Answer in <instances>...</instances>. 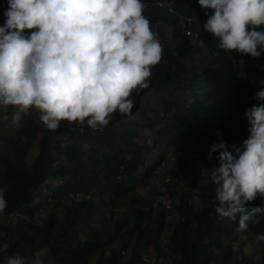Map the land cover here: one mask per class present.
I'll use <instances>...</instances> for the list:
<instances>
[{
  "label": "trees",
  "instance_id": "trees-1",
  "mask_svg": "<svg viewBox=\"0 0 264 264\" xmlns=\"http://www.w3.org/2000/svg\"><path fill=\"white\" fill-rule=\"evenodd\" d=\"M154 1L142 0L148 4ZM169 1L174 13L161 7L144 8V15L151 23L168 20L159 29L162 59L151 69L149 87L139 90L138 94L132 93L134 107L130 118L114 112L103 131L68 121H61L57 130L50 131L40 122L39 111L33 108L27 127L11 139L12 150L3 157L5 170L0 177L7 201L2 213L26 214L30 210L28 216L32 217L45 188L48 192L45 202H49V196L51 201L61 204L62 217L56 225L51 216L40 224L16 220L13 225H0L5 253L9 256L19 254L26 259V264H33L31 259L45 245L49 256L41 264H146L140 239L143 233L151 231L150 218L144 222L147 212L139 205L134 206L129 197L133 207L123 203L124 212L105 239L97 236L76 245L72 239L77 223L95 213L98 204L107 197L115 201L122 196L129 179L149 160L150 144L143 129L154 133L153 141L160 148L159 160L151 162L143 177L151 175L161 162L173 155L177 169L175 180L185 187L177 205L178 219L170 229L177 253L173 264L232 263L223 239L241 230L239 214L236 219H227L215 212V186L209 175L218 165L219 153L213 152L211 160L206 157L214 143L223 141L229 148L240 147L248 138L244 113L257 103L255 93L264 87L261 84L264 53L258 58L244 59L237 71V67L220 57L224 50L218 47V40L203 29L208 16L199 7L198 0ZM6 9V0H0V27L4 24ZM201 44L208 53L218 47L217 58L205 57ZM35 136L39 137L38 155L26 167L23 154ZM185 150L186 157L181 155ZM195 188L199 189L202 202L199 208L192 203ZM165 192L171 195L167 198L174 200L172 190ZM159 204L166 208L164 202ZM262 206L264 198L258 197L247 209ZM126 209L133 216L129 217ZM160 215L162 220L156 232L165 226V216ZM254 219L255 222L248 221L244 231L250 242L260 246V264H264V242L255 240L257 235L264 234V216L257 214ZM130 223L137 231L136 243L123 259L124 247L110 244ZM155 245L158 246L156 242ZM238 261L235 257L233 263H243Z\"/></svg>",
  "mask_w": 264,
  "mask_h": 264
},
{
  "label": "clouds",
  "instance_id": "clouds-1",
  "mask_svg": "<svg viewBox=\"0 0 264 264\" xmlns=\"http://www.w3.org/2000/svg\"><path fill=\"white\" fill-rule=\"evenodd\" d=\"M6 3L0 27V108L4 109L0 119H9L11 106V124L19 128L34 108L50 131L57 130L61 121L103 131L114 112L130 118L132 93L149 87L151 69L163 55L159 29L153 25L162 27L168 20L151 23L144 8L175 12L169 0ZM198 5L208 16L203 29L224 50L222 59L238 68V53L252 58L264 53V0H198ZM200 46L205 57L217 58L218 47L208 53ZM254 99L257 103L244 113L248 138L240 147L214 143L206 157L211 160L213 152L219 153L210 175L215 212L227 219L239 214L241 230L247 229L248 221L255 222L257 214L264 216V206L247 209L258 197L264 198V87ZM4 192L0 187V213L7 206ZM255 240L264 242V234ZM5 264H26V259L16 254Z\"/></svg>",
  "mask_w": 264,
  "mask_h": 264
},
{
  "label": "rangeland",
  "instance_id": "rangeland-1",
  "mask_svg": "<svg viewBox=\"0 0 264 264\" xmlns=\"http://www.w3.org/2000/svg\"><path fill=\"white\" fill-rule=\"evenodd\" d=\"M154 28L160 29V25H153ZM239 61H245L244 59H248V55L239 54ZM238 67L237 70L239 71ZM14 109L9 106L7 109V114L9 119L7 121L0 119V177L5 170V163L3 161V157L6 156V152L12 150L11 139L16 136V134L22 132L27 127V122H29L32 109L29 110L28 114L24 115L23 120L21 121V126L19 128L14 127L11 124V113ZM4 114V109L0 108V116ZM145 131V132H143ZM144 136H147V142L150 144V158L140 169L136 176H132L129 179L127 189L124 191L123 195L120 196L115 201H112L109 197H107L103 202L101 201L98 204L96 212L89 215L88 218L80 221L76 225V229L72 233L73 244H77L83 242L85 240L93 239L97 236H100L101 239H105L111 232L113 231L114 222L118 221L121 217V213L124 212L122 207L126 204V206L131 207V202L134 201V206H141L147 212V218L144 219V222L150 218L148 224L151 227V231H147L143 233L140 239V249L141 255L146 264H173V260L177 257V253L175 252V244L174 240H172L171 226L175 224L178 219L179 213L177 210V205L179 203V197L182 191L185 189L184 186L181 185L176 179V158L173 157L172 152L171 158L166 162L163 161L164 167L160 169H156V171L151 175H148L146 178L143 177L146 172V168L151 164L152 161H158L160 156V148L153 141L154 133L149 130H143ZM17 135V136H18ZM38 140L39 137L35 136L32 138V143L29 144L25 148V153L23 154L24 165L28 167L31 162L38 155ZM191 144V143H190ZM183 148V147H182ZM188 152L185 150L182 152V156H185ZM194 165V164H191ZM210 176V175H209ZM207 179V176H206ZM166 184H164V183ZM167 186V188H165ZM172 190L174 192V206H171L169 209L163 208L159 203L165 202L168 196H171L169 192H165V190ZM45 188L41 190L42 196L36 203L34 210L32 212V217L28 216L30 210H27L26 214L21 213H1L0 214V225L6 224H14L16 220L32 223V224H40L44 220L48 219L50 216L55 219V225L58 223L60 218L62 217V205L57 204L56 201H51L48 196L49 202H45V196L48 192ZM160 190L161 192L159 193ZM132 200H129L127 198ZM136 199V200H134ZM193 206L195 208H199L201 205V199L199 198V189H194V197L192 199ZM97 206V202L95 207ZM133 207V206H132ZM131 207V208H132ZM127 208V207H126ZM127 208V209H128ZM130 208V209H131ZM125 212L129 217L133 216L130 210ZM161 213L165 216L163 220L165 222V226L160 230V232H156V227L159 222H161ZM131 214V215H130ZM105 224V228H103V223ZM3 235V230H0V264H5L6 259L9 257L8 254L5 253L6 245L1 239ZM136 235L137 231L132 228L131 223L125 229H121L117 234L115 239L111 242L110 246L120 248L123 246V252L121 253L122 258L124 259L130 253L131 248L135 246L136 243ZM155 242L158 246L155 245ZM223 243L229 248L231 261L232 263L235 260V257L239 259L237 263L242 261V264H260V246L254 244L249 241V238L246 236L244 230H237L234 235L231 237H227L223 239ZM225 246V247H226ZM224 247L221 249V251ZM220 251V250H219ZM220 251V253H221ZM49 256V250L47 246H42L35 254V256L31 259L33 264H41L44 262ZM230 263V264H232ZM234 264V263H233Z\"/></svg>",
  "mask_w": 264,
  "mask_h": 264
},
{
  "label": "built area",
  "instance_id": "built-area-1",
  "mask_svg": "<svg viewBox=\"0 0 264 264\" xmlns=\"http://www.w3.org/2000/svg\"><path fill=\"white\" fill-rule=\"evenodd\" d=\"M164 164H165L164 162H161L160 166L157 169L164 167ZM164 204H165V207L169 209L171 206H174L175 202H173V200H171L170 198H167Z\"/></svg>",
  "mask_w": 264,
  "mask_h": 264
}]
</instances>
